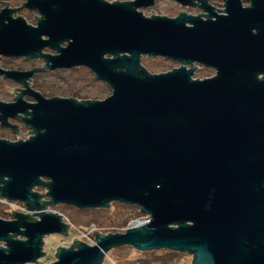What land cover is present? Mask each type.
<instances>
[{"label":"water","instance_id":"1","mask_svg":"<svg viewBox=\"0 0 264 264\" xmlns=\"http://www.w3.org/2000/svg\"><path fill=\"white\" fill-rule=\"evenodd\" d=\"M248 1L225 0L215 19L138 9L153 0H26L36 25L0 10V54L86 66L111 88L103 99L45 97L26 81L40 68H0L24 86L0 101L1 125L15 128L7 118L22 113L31 128L0 138V196L29 211L119 201L148 216L123 232L91 230L94 244L74 237L47 264H100L124 244L185 251L189 264H264V0ZM143 54L180 65L150 73ZM193 62L216 74L192 78ZM10 214L0 217V264L36 261L48 233L71 236L56 212Z\"/></svg>","mask_w":264,"mask_h":264},{"label":"rangeland","instance_id":"2","mask_svg":"<svg viewBox=\"0 0 264 264\" xmlns=\"http://www.w3.org/2000/svg\"><path fill=\"white\" fill-rule=\"evenodd\" d=\"M4 1H8L10 6L18 7L23 0ZM138 9L147 16H150L151 13L170 16L177 14L181 8L172 1L158 0L156 5L151 8ZM18 14L27 23L35 25L36 18L33 17V11H25L19 8L15 12L16 16ZM140 59L141 65L150 73L166 72L171 70L172 67L180 65L179 61L166 59L162 56L143 54L140 56ZM0 63L7 68L22 69L32 65H40L41 62H25L21 58L3 57L0 58ZM194 65L196 67L193 68L192 78L198 77L202 79L203 77H210L215 73V70L211 67H204L198 63L191 64V66ZM186 67L189 68L190 64H186ZM31 82L34 88L40 90L47 97L72 96L77 100L81 98L103 99L111 93L109 85L103 80L94 78L92 72L86 66L46 69L33 77ZM13 86L20 87L19 84L12 80L0 78V99L5 101L11 100L12 96H15L18 91V89L11 91L10 88ZM29 129V127H25L23 128V132ZM25 136L21 134L19 138ZM0 137L8 140L18 139V135L6 129H0ZM35 190L38 193H43L45 187L41 186ZM53 207L65 216L66 221L70 222L68 232L71 236L69 237L60 233H48L44 235L42 249L45 253L36 261L26 262L25 264L50 263L55 259L54 252L56 251V247L58 245L63 247L70 246L74 237L88 244H94L95 234L91 230L96 229L99 233L103 234H107V232H123L125 228L132 226V222L145 217V214L139 211L138 206L119 201H112L108 207L78 208L64 203H59ZM9 211L7 206L0 204V217L10 219L12 216ZM0 244L2 245L3 242L0 241ZM191 259L192 254L185 251L182 252L168 248L142 250L124 244L108 249L104 260L100 264H189Z\"/></svg>","mask_w":264,"mask_h":264},{"label":"flooded vegetation","instance_id":"3","mask_svg":"<svg viewBox=\"0 0 264 264\" xmlns=\"http://www.w3.org/2000/svg\"><path fill=\"white\" fill-rule=\"evenodd\" d=\"M25 1L26 0H23L22 3H21V5H19L20 7L19 6L18 7L20 9H24L25 11H33L34 14L37 17L36 18V22H37V20L41 17L40 13L37 10H35V9H30V8L25 7L24 4H23ZM115 1H128V0H115ZM157 1L158 0H153L152 4H150L148 6L140 7V8H151V7H153V6L156 5ZM169 1H172V2H174L176 4H178L180 6V8H181L178 11L177 14H175V15L172 14V15H170V17H174V16L178 15L179 13H184V14L191 15V16H200L201 19H209V18L210 19H215V16L216 15H218V14H225L226 13L224 11V9H225V0H205L204 5L209 6L210 7V10H207V9H205V8H203L201 6L203 4L201 0H192L193 1V4H182V3H180V2H178L176 0H169ZM241 3H242L243 6H248L250 4V1H248V0H241ZM3 8L13 9V12H11V15L13 17H16L15 12L18 9L16 6L15 7L14 6H10V4H9L8 1L5 2L4 0H0V10L3 9ZM210 12L215 13V15H212V14L209 15L208 13H210ZM35 25H36V23H35ZM48 49L51 50L50 48L47 47V48L42 49V52H49V53H53L54 52L53 50L49 51ZM3 57L21 58L25 62H27V61H29V62L30 61L31 62H33V61L34 62L40 61L41 62L40 65H32V66H29L28 68H22V69L7 68V67L1 65V63H0V68L6 69V70H12V69H14V70L26 71V70H31L33 68H40L39 70L35 71L26 80L27 81V84H28V86L30 88H32L33 90H37V91L40 92V90H38L37 88H34L31 85L32 84L31 81H32L33 77H35L39 72H41L43 70H46V69H49V68H43V66L45 64V60L40 55H37V56H35L33 58H27L26 56H7V55L0 54V58H3ZM193 63H198V62H193ZM188 64H191V63H188ZM198 64H200V63H198ZM200 65H202V64H200ZM79 66H81V65H79ZM202 66H204V65H202ZM73 67H76V66H73ZM204 67H211V66H204ZM67 68H71V67H67ZM211 68H213L215 70V73L212 75V76H214L216 74V69L214 67H211ZM54 69H61V68H54ZM258 77L259 78L262 77V74H259ZM0 78L12 80L15 83H17V84L20 85V87L18 88V91H17L16 95L21 92V89H24V86L20 82H17L15 80L11 79V78H8L4 74H0ZM14 97L11 100H9V101H5V100H2V99H0V101H3V102H12L14 100ZM45 97H47V96H45ZM70 97H72V96H70ZM23 99L26 100L29 103L36 102V99L34 98V96H32L31 94H27V93L23 94ZM28 117H29V115L22 114V113L19 116L8 117L7 118V122L9 124L15 125V128H13L12 126H9V125L3 126V125H1V122H0V129L9 130V131L13 132L14 134L18 135V137H20L21 133H23V128L28 127V126H25V124L23 123L22 118H28ZM30 129L28 131L29 134L26 135L23 138H26V137H28L30 135V133H31V130ZM0 138H2V137H0ZM39 187H41V186L36 185V186L33 187V189L35 190L36 188H39ZM58 204H56V205H58ZM56 205H54V206H56Z\"/></svg>","mask_w":264,"mask_h":264},{"label":"built area","instance_id":"4","mask_svg":"<svg viewBox=\"0 0 264 264\" xmlns=\"http://www.w3.org/2000/svg\"><path fill=\"white\" fill-rule=\"evenodd\" d=\"M44 192H46V189H45V191H43V193ZM0 204L3 206H7L8 210H10L9 213L11 212V208L15 211L24 212V213L25 212L33 213V212H37V211L56 212L62 216L63 220H65V216L61 212L55 210L53 206H47L44 209L29 211V210H27V208L25 207V205L22 202L17 201V200H10V199H7V198L1 197V196H0ZM31 215H33V214H31ZM34 217L37 218V216H34ZM140 220H142V222H146V221H148V216L145 214V217H143V219L140 218ZM131 225H134V224H131ZM94 243H95V240H94Z\"/></svg>","mask_w":264,"mask_h":264},{"label":"bare ground","instance_id":"5","mask_svg":"<svg viewBox=\"0 0 264 264\" xmlns=\"http://www.w3.org/2000/svg\"><path fill=\"white\" fill-rule=\"evenodd\" d=\"M140 223H142V220L138 219V220H135L134 222H132L131 224L137 225Z\"/></svg>","mask_w":264,"mask_h":264}]
</instances>
